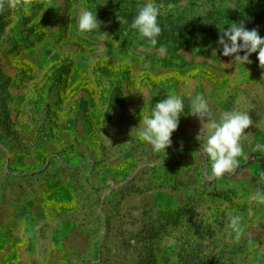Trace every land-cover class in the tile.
I'll return each instance as SVG.
<instances>
[{
	"label": "rangeland",
	"instance_id": "1",
	"mask_svg": "<svg viewBox=\"0 0 264 264\" xmlns=\"http://www.w3.org/2000/svg\"><path fill=\"white\" fill-rule=\"evenodd\" d=\"M154 2L156 45L130 27L143 0H0V264H264V67L217 43L241 20L264 37V0ZM173 92L249 112L233 172L187 109L167 151L132 133Z\"/></svg>",
	"mask_w": 264,
	"mask_h": 264
},
{
	"label": "clouds",
	"instance_id": "2",
	"mask_svg": "<svg viewBox=\"0 0 264 264\" xmlns=\"http://www.w3.org/2000/svg\"><path fill=\"white\" fill-rule=\"evenodd\" d=\"M160 15V7L154 0H143V3L138 5L130 27L137 30L139 35L146 38L151 45H156L157 37L162 30L158 22ZM77 24L79 30L84 33L101 27L97 11L91 9L79 11ZM220 30L221 35L217 43L222 46V55L232 58V65L244 66L246 63H251V54L258 53L259 64L264 67V37L257 29H248L245 21L241 20L232 22L230 27H223ZM185 109L187 115L199 121L198 152L210 161L211 175L222 177L226 173L233 172L238 166L237 158L244 153L242 137L247 135L245 130L253 124V120L247 111L239 109L218 111L204 94L187 93V104L181 94L173 92L166 95V98L152 106L150 114L142 116L139 125L132 130V133L135 132L136 136L147 142L154 152L167 151L172 144V134L177 130L181 113L185 112ZM261 176L264 177V173ZM249 198L264 204V188H257ZM227 218L226 227L239 234L241 216L228 212Z\"/></svg>",
	"mask_w": 264,
	"mask_h": 264
},
{
	"label": "trees",
	"instance_id": "3",
	"mask_svg": "<svg viewBox=\"0 0 264 264\" xmlns=\"http://www.w3.org/2000/svg\"><path fill=\"white\" fill-rule=\"evenodd\" d=\"M171 40H174V42H178L179 38L178 37H170V38H166V41L165 42H168V41H171Z\"/></svg>",
	"mask_w": 264,
	"mask_h": 264
}]
</instances>
